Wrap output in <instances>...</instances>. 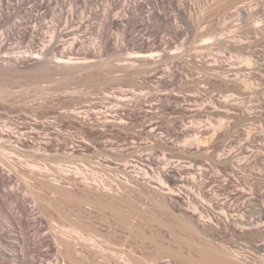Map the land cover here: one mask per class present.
<instances>
[{
  "label": "rangeland",
  "instance_id": "1",
  "mask_svg": "<svg viewBox=\"0 0 264 264\" xmlns=\"http://www.w3.org/2000/svg\"><path fill=\"white\" fill-rule=\"evenodd\" d=\"M60 1V3L65 2V5H68L64 10L66 11L64 12L66 13L65 15L68 16L67 12H70V10L73 11L74 9V21L65 26V18V21L62 20V24H57V21L54 20L55 18L53 19L52 16L42 17V29L40 28L37 38H32L30 33L35 24L31 25V23L28 22V20H30V17H28L30 12L26 13L28 12L26 8L28 5L23 6V10L25 9V12H23V10L22 12L16 10V13L15 11H11L12 13L9 12L8 5H4L2 7L4 15L6 14L8 16H4L3 13L0 15L4 16L2 17L3 21H0V45H3L4 43V48H1L0 50V65L8 64L9 59H18L19 57L21 60L17 67L19 69L14 67H10L8 70L7 68L0 69L1 72L5 73L4 76V74L2 75L0 72V85L2 87L4 86L3 88L0 86V95L2 94L0 96L1 123H3L2 120L7 121L9 123L8 126H12L11 128L14 129V131L15 129L16 131H30L32 129H36L37 131L38 129V133H40L33 135L31 140H23L20 143L22 146L19 144L21 148L23 147L21 149V152L23 153L19 152V150V153L14 152V158L13 156L11 157L13 161H10L9 158L10 163H15V166H12H14L17 170L13 167L14 170L11 171L12 175L10 177V179H12L10 180L7 178V180H9H6V183L0 186V195L2 194L1 196H4L5 194L10 193V189L16 188L15 190H17V187H20L18 190L23 192V189L26 190V187L29 188L31 185L34 187L36 192H40L39 190H42L45 194L48 192L50 193V191L53 193L52 190H55L57 185L60 184L62 187L69 189V191H73L74 193H72L74 195L79 191L80 193H77L78 197L80 194V197H86L87 201L90 198L89 200L93 201L94 204H91V201H88L90 203L89 204L87 202L89 207H97L98 204L96 200L100 204L99 206L103 203L102 206H104L101 208L99 206V208L90 207V209L89 207H86L89 209V211H87L89 213L92 212L95 217L98 213L97 216L101 215L103 219L107 215V217L111 215L109 219H112L117 216L113 213L115 212V208L117 206H114V209H109V207L105 205L110 204L109 206L111 208L113 207V204L111 203L114 201L116 202L115 205L121 206V204H117V202L120 201L121 203L123 201L122 203H124L127 199V192L126 195L124 193L127 187L125 185L128 184V186H131L130 182H132L135 177H138L137 180L135 178V180L138 181L140 177L139 174L141 172L148 170L149 168L151 169L154 166L156 167H154L155 171L153 169V171L151 170L154 175L159 174L165 169L169 171L179 170L178 172L180 174L182 173L181 175L183 176L192 175L198 179L196 180L198 185L196 183L192 191L194 190L199 197L203 196L204 203L209 204V206H206L199 202L200 204L197 203L196 205L199 206L200 211L202 212L201 215L205 216V223H207V226L209 225V228H205L207 231L203 228L204 226L202 229L207 237L215 243L214 245L222 248L223 251L232 259H235L242 264H264V220L260 227H250L251 229L249 227L246 228V225L245 227H242L241 224L243 221L241 220H239L240 222L237 221L238 223H235V217L237 215L241 216L242 213L248 222L255 220L259 215V208H264V65L255 64L246 71L242 72L239 70L243 65L241 63L243 62H240L242 59L239 58L240 45L236 43L238 38L240 40L242 38L247 42L246 55L249 58H254L255 53H264V0H244L242 4H239H246V6L252 10L250 15L251 23L242 31L240 29V31L238 30V27H240V25L243 26V24H239L240 21L237 20V13H235L236 8L233 7L235 4L231 1H225L224 3V0H189L192 3H195L196 8L195 13L193 14H199L201 12L199 10H202L204 6L208 5L209 12L206 11L205 14L207 15L204 14V17L201 19L202 21H200V23L197 21V24L194 19H192L189 23L181 19L172 6L171 0H162L163 8L167 12L166 14L171 18L173 26L175 27L178 25L179 27H176V31L172 32L168 29H161L151 22L152 25L150 26L152 27H150V32L145 31L144 29L134 28V35H139L138 37H142L147 40L155 38V34H158L159 39L163 43V47L160 50L153 52V56L155 57L151 60V62H154L153 65L142 70V72L136 69H127L130 63L132 64L134 62L133 60H135L140 54L137 52L138 46L136 41H123L122 39L123 29L125 28L123 25L127 26V22L124 21L132 18L130 14L129 16L128 13H125L124 8L132 6L131 2L133 0H114L115 2H113V0H87L88 5L81 3L78 5L79 7L72 4L73 0ZM116 1L118 3H116ZM126 2H129L130 5ZM11 3L14 4L15 1H11ZM225 5L227 6L225 7ZM148 6L149 5L145 3V7L148 8ZM92 10L94 14L90 15L89 13H91ZM43 11L45 12V10H42L41 13ZM19 12L25 14L23 15ZM228 13H231L232 17L230 16V19L226 18L228 17ZM107 14H109V17L111 18H119V20L122 21L121 26L116 27L111 25L106 27L107 21H104L106 18L104 15ZM119 14L120 16H118ZM124 14H127V17ZM25 15H27V17H24ZM142 15L143 16H141V18H147V14L143 13ZM82 16L86 17L83 18ZM81 17L85 20L84 23L87 21V24L85 23L83 29L75 32L77 35L75 33L73 35L75 36L74 38H79L80 46L78 49H84L83 51L86 49L92 50L91 57L95 62L97 61L95 64L107 65L105 67L107 68L106 70L109 71L106 73L105 70L96 71L94 68L95 70L93 69V72L90 68L91 72L89 71L90 69H88L87 71H84L85 73L82 71L83 74H80L82 72H79L81 76L78 73H75L73 74L75 77L72 75L67 76L66 78L64 77L65 75H62V72L55 71L54 66H58L56 64L62 57L61 55L64 48L72 43L71 41L73 36H64V34L68 33L71 29V32L73 29H77L80 22H83V20L81 21ZM53 22L56 23L55 26L53 25ZM28 26H30V30H28ZM56 26L58 29L55 28ZM177 28H179V30H177ZM224 28H231L230 30L234 31L232 32L233 37L231 32L223 31ZM211 29L213 31L216 29V33H219L217 35H212ZM25 31L29 32V38H27L28 36L26 35V38L24 37ZM54 31L56 32V36ZM104 32L108 33L107 35L112 36L115 40H119L120 43L122 42V48L115 51V48L113 49L112 46H109V48L103 47ZM57 33H59V35ZM228 35L230 36L229 38ZM52 38L53 40H51ZM223 42H226V45ZM77 51L73 55H67V58L65 57L64 59L71 61L72 63L84 62L85 60L83 61L82 58L83 55H81L79 51L77 53ZM69 58L73 60H69ZM38 61L41 63L43 62L42 65L46 64L43 66V68L46 69L45 71L42 67H38ZM45 61H48V63ZM50 66L52 67L50 72H48ZM47 67H49V69ZM154 67L159 68L161 73L159 72L155 75L152 71V69H155ZM218 67L225 68L224 70L227 77L225 80L218 79V71L215 70ZM2 69L7 70L8 72H4ZM52 69L55 71V75L51 72ZM174 69H177L178 71L180 70V76L174 80L170 86H160L158 81L161 77L167 78V73ZM46 71L47 73H51L50 76L52 74L54 76L52 75L51 78ZM9 72H11V74ZM42 72L45 76L47 74V77L44 78V76H41L43 75ZM1 76H4V78ZM48 76L50 79H48ZM2 82H4V84ZM64 90L66 91L65 93ZM44 91H46V93ZM111 97L115 98L113 99ZM14 98H17L19 101L17 99L14 101ZM11 99L13 100L12 102ZM168 102L169 105L167 104ZM63 115H65V117ZM105 120L108 121V124L104 122ZM155 124L157 127H155ZM150 127H152V129H156L150 133ZM174 131L179 133L176 135ZM15 140L16 139L12 137L11 141L13 142ZM4 144L8 146V143L4 142ZM17 153L19 156H16L15 158V155H18ZM229 154L231 159H221V156L226 157ZM149 158H153V160L158 164L149 167L144 161ZM10 163L8 164L10 165ZM159 163H161L160 166ZM33 166L37 168L41 166V170H44L46 173L48 169L50 172L46 175L43 171V175L47 176L46 178L50 177L49 180L52 183L57 182L52 185L55 188H42L38 185V181H36V179H31L37 177V175L35 176L33 171H31ZM157 166H159V168ZM137 172L138 174H136ZM191 172L194 173L192 174ZM233 174H235V176H233ZM24 179L26 181H24ZM127 179L131 181L128 182L129 180ZM126 180L127 184H124ZM69 181L75 184L72 185ZM75 181L78 182L76 183ZM30 182L33 183L31 184ZM34 182L37 183L36 185H38V187L40 186L41 189L37 188ZM86 182L90 184L89 187ZM116 182H122L123 184H120L122 188L118 186ZM135 182L133 181L134 184ZM25 183L29 184L25 186ZM95 184H99L100 186ZM115 185L117 186L115 187ZM80 187L82 189H80ZM102 187L104 188L101 191L99 188ZM105 188H107V190H105ZM110 188L111 192L109 190ZM116 189H119V191ZM90 190H92V193ZM96 191L100 193L102 192L101 195L104 197H101L100 193ZM21 192L20 194H23ZM105 192H108V195L105 194ZM49 193L47 194L48 197L51 194ZM86 193L88 195H86ZM110 193L114 195L109 196ZM55 194L56 195L51 194V197L53 198L51 199L54 201L57 199L58 201L56 200L55 202H51L54 206L56 204L58 207L63 206L64 203L59 200L62 198L60 195L57 196L58 193ZM93 195H95L96 198ZM111 196H113V199H117V201H115V199H110ZM15 197L17 198V196ZM20 197L22 196L20 195ZM20 197H18V199H20ZM119 198L121 200L123 198V200L121 201ZM255 198L257 201H254ZM110 200L111 202H108ZM146 201L147 200L144 199L141 202L143 204ZM147 202L143 205V207L149 208L150 205H153L151 204L152 202ZM187 203L186 205L184 203V206H187ZM123 205L124 204H122V206ZM219 205L221 208H226L227 215H234V217H232L233 215L229 216L230 218L228 217L229 220L231 219L233 221L226 220V216L223 212H220L221 209H218L220 208ZM14 207V204L10 202L7 209L12 213L11 209ZM58 207H55V210H59L61 212L63 209L65 210L68 208V206L65 208L60 207V209ZM105 207H107V211L109 209L108 212H106L105 209H102ZM118 207L116 209L121 208ZM151 207L155 208V206ZM93 209H101L103 212L100 211V213L102 212L100 214L98 210H94V213V211H92ZM156 209L157 208L152 210L158 214L159 209H157V211ZM53 210L49 209L48 211L51 213L48 214V217L51 219L48 217H45L46 220L44 218L38 220L36 219V222L39 221L40 224L42 223L41 229L34 228V225H37V223L33 221L31 222V226H29V228L27 227L26 229L22 227V229H20L19 227H16L14 223L12 224L11 221L5 220V217L1 215L3 211H0V264H20L18 261H14V257V260L10 257L12 253H22V250L26 247L23 243V233L29 234L28 237L31 238L30 243L33 245H30V250L26 248L24 250L26 256L25 263L30 264L32 261H36L39 264H46L49 260L58 259L62 264H69V259L65 257L61 258L60 255H63L60 254V252L57 254L60 248L57 250L58 245L57 243L55 245L54 242L56 241L52 235H54V237L56 236L55 234L57 233L56 230H58V226H67L65 228L67 230L68 227L71 229L70 225L73 224L69 220L68 222L66 218L62 219L63 216L59 212ZM228 210L230 213L227 212ZM244 211L247 212L245 213ZM109 212L114 214V217ZM92 213H90L89 217L93 220L94 216L91 215ZM59 214L61 215L60 217ZM158 215H160V212ZM201 215L198 216L200 217ZM99 216L96 217V219L99 218ZM101 216L98 221L102 219ZM25 218L31 219L32 216L30 218V215L27 214L25 215ZM103 219L100 221L101 223H103ZM111 219L109 220L110 222L115 220ZM92 220L91 222L94 221V224L98 225L99 222H96L95 219L93 221ZM107 222H105V226H107L106 228L104 226L105 223L103 225L99 223L102 227L104 226L103 229L100 228L101 226L94 227L93 229L97 228V230H100L97 232L94 230L93 236L95 234L94 232H102L100 235L97 234V236L99 235L98 237L101 235L105 236H101L102 238H99L100 241H102L103 238V240L108 237V239H110L114 235L113 233L116 234L114 240L116 236L118 237L116 238L117 240L120 238L122 239L125 236L123 235L121 237L120 235L123 233L118 234L120 230L117 231L114 227L111 228L113 225L110 227V224L112 223L116 227L115 224L117 221L115 223L109 222V225H107ZM40 224L38 226H40ZM82 226L80 225V227ZM155 226L156 225H154V232H158L160 230L162 231L159 232V235L157 233H155V235L154 233H149L151 231L148 232V230L147 233H149L150 236L153 234V237L157 234L156 239L158 237H163L162 239H164L163 233L167 230L156 226L157 230ZM80 227H78L79 230H75L74 227H72L74 231L70 230L71 234L76 232V234H72L73 237L76 238V236L80 237L82 235V233L79 234L80 232H77L80 231ZM110 228L113 229V231H116L113 232L111 230V232L109 231ZM86 230H88L87 227ZM149 230H153V225ZM21 231L24 232L22 233ZM53 231L56 233H53ZM83 231L85 232V229ZM91 233L89 235H92ZM71 234L70 238L74 239L71 237ZM83 235H87L86 232L83 233ZM182 235L184 236L183 233ZM188 235L189 234H185L184 236L187 238V241L188 239L191 240V236L189 235L188 238ZM97 236L96 238H98ZM195 237L194 239L196 242H199V246L200 244H203V240L206 242L205 239L202 240V238H200L202 236ZM47 238L49 239V242H41V239L47 240ZM78 241H80V239L75 240L76 243H81V241ZM158 241H160V238ZM164 242L168 243L169 240L165 241L164 239ZM187 244H189V241ZM150 245L151 247L149 245H146V247L143 246L144 252H142L146 255V257H149V259L153 258L154 262H162L169 256L167 253L161 254L159 251H156L157 248L154 247V245ZM204 245H201V247L203 248ZM135 246L138 248H135L134 252H138L135 254L141 255L143 247H138L137 244H135ZM186 248L188 247L185 246L184 249L181 250L186 254L189 250L187 256L191 253L194 254V252H191L190 249L186 250ZM146 251L148 253H146ZM65 261L67 263H65ZM74 263L73 261L72 263L70 262V264Z\"/></svg>",
  "mask_w": 264,
  "mask_h": 264
},
{
  "label": "bare ground",
  "instance_id": "2",
  "mask_svg": "<svg viewBox=\"0 0 264 264\" xmlns=\"http://www.w3.org/2000/svg\"><path fill=\"white\" fill-rule=\"evenodd\" d=\"M11 1L12 2H14L15 1V3L14 4H12L11 3ZM99 1V0H98ZM112 1V0H111ZM144 1H146V2H144ZM164 1V0H163ZM163 1L162 0H133L132 2H131V4H132V6H130L129 8L128 7H125L124 8V6L126 5H124L123 6V8H124V11H125V13H128V15L130 14L131 16H132V18H130V20H127V21H124V22H127V26H124L123 25V27H125L124 29H123V41H126V40H134V41H136V44H137V46H138V53L140 54L139 56H137L136 57V59L135 60H133L134 62L131 64L130 63V65L127 67V69L129 70H132V69H136V70H139V71H141L142 72V70H144V69H147V68H149V67H151V65H153V63L154 62H151V60L153 59V52H155V51H158V50H160L162 47H163V43H162V41L159 39V36H158V34H155V38H152V39H144V38H142V37H138L137 35H134L133 34V30H134V28H136V29H144L145 31H148V32H150V27H152V26H150V25H152V23L151 22H153L154 23V25H157L159 28H161V29H168V30H171L172 32H175L176 31V27H179L178 25H176L175 27L173 26V23H172V20H171V18L166 14L167 12L165 11V9L163 8ZM172 1V6L174 7V9H175V11L177 12V14H178V16H180V18L181 19H183V20H185L186 22H190V21H192V19H194L195 21H196V23H197V21L200 23V21H202L201 19L204 17V14L206 13V11H208L209 12V10H208V5L207 6H204L203 7V9L201 10H199V11H201L199 14L198 13H196V14H193V13H195V3H192V2H190L189 0H171ZM214 1H216V0H214ZM225 1H231L233 4H235V6H233L234 8H236L235 10H236V12L235 13H237L236 14V17H237V20L238 21H240L239 22V24L241 23V24H243V26L242 25H240V27H238V30L240 29L241 31L242 30H244V29H246V26L247 25H249L250 23H251V21H250V18H251V13H252V10H251V8H249L248 6H246V4H244V5H239V4H242L243 2H244V0H224V3H225ZM61 1L60 0H0V15H2V13H3V10H2V7L4 6V5H8V9H9V12H14L15 11V13H16V10H19V11H21L22 12V10H23V6H27L28 5V7H26L27 8V10H28V12H26V13H29L30 12V15L28 16V17H30V20H28V22L29 23H31V25L33 24H35V26H34V28L32 27V29H31V36H32V38H37V35H39V30H40V28L42 27L41 25V21H42V17H49V16H52V18L54 19V20H56L57 21V24L58 23H61L62 22V20H64V18L66 19V24H65V26L66 25H68V24H70V23H72L73 21H74V16H75V12H74V9H73V11L72 10H70V12H67V14H68V16L67 15H65L66 13H64V12H66V11H64L66 8H67V6L65 5V2L64 3H60ZM90 2V1H89ZM109 2V1H108ZM113 2H115L114 0H113ZM112 2V3H113ZM222 2V1H221ZM81 3H83V4H87L88 5V3H87V0H73L72 1V4L75 6H78V5H80ZM116 3H118L117 1H116ZM120 3V2H119ZM127 3V2H126ZM129 3V2H128ZM127 3V4H128ZM145 3L147 4V5H149L148 6V8L147 7H145ZM164 3H166V2H164ZM228 3V2H227ZM108 4V3H107ZM212 4V3H211ZM221 4V3H220ZM223 4V3H222ZM229 4H230V2H229ZM70 5V4H69ZM119 5V4H118ZM117 5V6H118ZM129 5H130V3H129ZM165 5V4H164ZM86 6V5H85ZM109 6H111V5H109ZM128 6V5H127ZM214 6V5H213ZM227 5H225V7H226ZM79 7V6H78ZM211 7V6H210ZM215 7V6H214ZM221 7V6H220ZM230 7V6H229ZM233 7H232V9H233ZM6 8V7H5ZM70 8V7H69ZM72 8H73V6H72ZM75 8V7H74ZM106 8V7H105ZM112 8V7H111ZM212 8V7H211ZM77 9V8H76ZM147 9V10H146ZM214 9V8H213ZM212 9V10H213ZM227 9V8H226ZM25 10V9H24ZM23 10V12H25ZM26 10V11H27ZM42 10H45V12L42 14L41 13V11ZM197 10H198V8H197ZM211 10V11H212ZM228 10V9H227ZM4 11H5V9H4ZM91 11V10H90ZM123 11V10H122ZM123 11V12H124ZM224 11V10H223ZM231 11V10H230ZM234 11V10H233ZM232 11V12H233ZM11 12V13H12ZM21 12H19V13H21ZM197 12V11H196ZM207 12V13H208ZM6 13V12H5ZM7 13H8V11H7ZM18 13V12H17ZM79 13V12H78ZM96 13V12H95ZM111 13H112V11H111ZM143 13H145V14H147V20L146 19H144V18H141V16H143L142 14ZM21 14H23V13H21ZM25 14V13H24ZM23 14V15H24ZM90 15H93L94 14V12H93V10H92V12L91 13H89ZM198 14V15H197ZM3 15H4V13H3ZM125 15V14H124ZM127 15V14H126ZM125 15V16H126ZM129 15V16H130ZM205 15H207V14H205ZM226 15V14H225ZM234 15V14H233ZM4 16H8V15H4ZM4 16H0V21H3L2 20V17H4ZM10 16V15H9ZM18 16V15H17ZM22 16V15H21ZM66 16V17H65ZM104 16H106V18H105V20L104 21H107L106 23H107V25H106V27L107 26H111V25H114V26H116V27H119V26H121V24H122V21L121 20H119V18L118 19H116V17L115 18H111V17H109V14H107V15H104ZM118 16H120V14L118 15ZM227 16L228 17H226V18H229L230 16H231V13H228L227 14ZM235 16V15H234ZM233 16V17H234ZM24 17H27V15H25ZM83 18H85L84 16H82ZM82 17H81V21L83 20L82 19ZM90 17V16H89ZM127 17V16H126ZM144 17H145V15H144ZM232 17V16H231ZM230 17V18H231ZM225 18V19H226ZM229 18V19H230ZM5 19V18H4ZM28 19V18H27ZM26 19V20H27ZM89 19V18H88ZM121 19H122V17H121ZM125 19V18H124ZM127 19V18H126ZM228 19V20H229ZM14 20V19H13ZM44 20V19H43ZM87 20V19H86ZM103 20V19H102ZM123 20V19H122ZM233 20V19H232ZM9 21V20H8ZM84 21L85 20H83V22H80V24H79V26H78V28L77 29H73V34H72V32H71V30L68 32V33H66V34H64V36H73L74 35V33L75 32H77L78 30H81V29H83L84 28V26H85V23L87 22H85L84 23ZM121 21V22H120ZM18 22V21H17ZM90 22V21H89ZM230 22V21H229ZM253 22V21H252ZM43 23V22H42ZM54 23V22H53ZM64 23V22H63ZM105 23V24H106ZM227 23V22H226ZM62 24V23H61ZM87 24V23H86ZM125 24V23H124ZM198 24V23H197ZM203 24V23H202ZM201 24V25H202ZM22 25V24H21ZM54 26L56 25V23H54L53 24ZM200 25V24H199ZM1 26V25H0ZM43 26H44V24H43ZM156 26V27H157ZM228 26V25H227ZM229 26H231V25H229ZM239 26V25H238ZM39 27V28H38ZM59 27V26H58ZM69 27V26H68ZM181 27V26H180ZM192 27H194V26H192ZM232 27V26H231ZM9 28V27H8ZM12 28V27H11ZM16 28V27H15ZM27 28V27H26ZM30 28V26H28V30H30L29 29ZM56 29H58L57 28V26L55 27ZM64 28V27H63ZM75 28V27H74ZM233 28V27H232ZM19 29V28H18ZM42 29V28H41ZM55 29V30H56ZM66 29V28H65ZM132 29V30H131ZM231 28H224V30L223 31H229V32H231V35L233 34L232 32H234V31H232V30H230ZM256 29V28H255ZM13 30V29H12ZM20 30V29H19ZM21 30H22V27H21ZM27 30V29H26ZM177 30H179V28H177ZM212 30V29H211ZM221 30V31H222ZM239 30V31H240ZM15 31V30H14ZM66 31V30H65ZM84 31V30H83ZM213 31V30H212ZM211 31V33H212V35L213 34H215V35H217L218 33H216V29H215V31H213L212 32ZM222 31V32H223ZM21 32V31H20ZM55 32V31H54ZM62 32V31H61ZM80 32V31H79ZM221 32V33H222ZM9 33V32H8ZM13 33V32H12ZM11 33V34H12ZM22 33H23V30H22ZM25 34H24V37H25V35L26 36H28L27 38H29V32L28 31H25L24 32ZM5 34H6V32H5ZM58 35H59V33H57ZM62 34H63V32H62ZM76 34V33H75ZM108 33H106V32H104L103 33V37H104V42H103V47H108L109 48V46L111 47L112 46V48L114 49L115 48V51L117 50L118 51V49H120V48H122V44L119 42V40H115L114 38H112V36H109V35H107ZM149 34V33H148ZM2 35V34H1ZM23 35V34H22ZM77 35V34H76ZM102 35V34H101ZM4 36V35H3ZM30 36V37H31ZM55 36H56V32H55ZM62 36V35H61ZM82 36V35H81ZM235 36V35H234ZM10 37V36H9ZM53 37V36H52ZM75 36H73V38H72V43L68 46L67 45V47L66 48H64V50H63V52H62V57L60 58V60H58V62H57V64H56V62H55V64L56 65H58L57 67L56 66H54L55 67V71H58V72H62L63 74V76L64 77H66L67 78V76H72L73 74H79V72H84V71H87L88 69H92V71L94 72V70L96 69V71L97 70H100V71H106V73H107V71H109V70H106L107 68L105 67V66H107V65H98V64H95L96 62L92 59V57H91V54H92V50H90V49H86L85 51H83L82 49L80 50V49H78V47L80 46V41H79V38H74ZM230 36L228 35V38H229ZM232 37H233V35H232ZM236 37V36H235ZM2 38V37H1ZM26 38V37H25ZM71 38V37H70ZM243 38H245V37H243ZM64 39V38H63ZM81 39V38H80ZM7 40V39H6ZM35 40V39H34ZM51 40H53V38L51 39ZM60 40V39H59ZM56 42V41H55ZM86 42V41H85ZM36 43V42H35ZM224 44L226 43V42H223ZM236 43H238L239 45H240V49H239V58L240 59H242L240 62H243V63H241V64H243L242 66H241V68L239 69V70H241L242 72L243 71H246V70H248L249 68H251L252 66H254L255 64H260V65H264V53H259V54H254V58H249L247 55H246V44H247V42L244 40V39H242L241 38V40L238 38V41H236ZM29 44V43H28ZM59 44V43H58ZM3 45H4V43H3ZM3 45H0V50H1V48H4V46ZM226 45V44H225ZM34 46V45H33ZM86 46V45H85ZM84 46V47H85ZM203 47V46H202ZM33 48V47H32ZM54 48V47H53ZM204 48V47H203ZM206 48V47H205ZM77 49H78V51H79V53H81V55H83L82 56V58H83V61L84 62H79V63H72L71 61H68V60H65L64 58L67 56V55H73V54H75L76 53V51H77ZM100 49V48H99ZM112 49V50H113ZM207 49V48H206ZM206 49H204V50H206ZM47 50V49H46ZM97 50V49H96ZM104 50V49H103ZM78 51H77V53H78ZM106 51V50H105ZM114 51V50H113ZM6 53V52H5ZM98 53V52H97ZM202 53H203V51H202ZM48 54V53H47ZM56 55V54H55ZM54 55V56H55ZM17 57V56H16ZM28 57V56H27ZM36 57V56H35ZM57 57V56H56ZM95 57V56H94ZM6 58V57H5ZM39 58V57H38ZM53 58V57H52ZM67 58V57H66ZM155 58V57H154ZM57 59V58H56ZM71 58H69V60H70ZM77 59V58H76ZM81 59V58H80ZM205 59V58H204ZM20 60L21 59H19V57H18V59H9V63L8 64H1L0 65V69L1 68H7V70H8V68H10V67H14V68H17L18 67V64H19V62H20ZM25 60V59H24ZM46 60V59H45ZM71 60H73V59H71ZM88 60V61H87ZM126 60V59H125ZM178 60V59H177ZM23 61V60H22ZM204 61V60H203ZM11 62H13V63H11ZM27 62V61H26ZM45 62H47L48 63V61H45ZM44 62V63H45ZM129 62V61H128ZM1 63V62H0ZM3 63V62H2ZM22 63V62H21ZM23 63H24V61H23ZM33 63V62H32ZM31 63V64H32ZM124 63V62H123ZM122 63V64H123ZM126 63V62H125ZM43 64V62L41 63L40 61H38V67H42L43 68V66L44 65H46V64H44V65H42ZM105 64V63H104ZM127 64H129V63H127ZM125 65V64H124ZM123 65V66H124ZM35 66H36V63H35ZM35 66H34V68H35ZM49 66V65H48ZM125 66H127V65H125ZM26 67V66H25ZM30 67V66H29ZM28 67V68H29ZM51 67L52 66H50V69H49V67H47L48 69V72H50V70H51ZM53 67V68H54ZM178 67V66H177ZM21 68V67H20ZM33 68V67H32ZM33 68V69H34ZM95 68V69H94ZM109 68V67H108ZM122 68V67H121ZM124 68H126V67H124ZM155 68V67H154ZM239 68V67H238ZM17 69H19V68H17ZM22 69V68H21ZM39 69V68H38ZM37 69V70H38ZM91 69L89 70L90 72H91ZM94 69V70H93ZM126 69V70H127ZM151 69V68H150ZM182 69V68H181ZM225 68L224 67H218V68H216L215 70L216 71H218V75H217V77H218V79H221V80H225L227 77H226V73H225V70H224ZM4 70V72L5 71H7V70H5V69H2V71ZM13 71H15L14 69H12ZM11 70V71H12ZM43 70L45 71L46 69H44L43 68ZM183 70V69H182ZM10 71V70H9ZM43 71V72H44ZM53 69H52V73H54L55 72ZM88 71V72H89ZM152 71H153V73H155V75H157L160 71H159V68H155L154 70L152 69ZM151 71V72H152ZM180 71V70H179ZM177 69H174V70H170L167 74H168V76L166 75V77L167 78H165V77H161V79L158 81V83L160 84V86H163V87H168V86H170L172 83H173V81L174 80H176L179 76H180V72H179ZM238 71V70H237ZM1 72V71H0ZM8 72V71H7ZM38 72V71H37ZM43 72H42V74H43ZM83 72L82 73H80V74H83ZM99 72V71H98ZM10 74H11V72H9ZM8 73V74H9ZM13 73V72H12ZM21 73V72H20ZM46 73H47V71H46ZM85 73V72H84ZM104 73V72H103ZM161 73V72H160ZM166 73V72H165ZM1 74L3 75L4 74V76H5V73H3V72H1ZM19 74V73H18ZM18 74H17V76H18ZM32 74V73H31ZM47 74H49V76H50V74L51 73H47ZM47 74H46V76H45V74H43V75H41V76H44V78L45 77H47ZM59 74V73H58ZM79 74V75H80ZM164 74V73H163ZM243 74V73H242ZM24 75V74H23ZM53 75V74H52ZM52 75L50 76L51 78H52ZM54 75H55V73H54ZM53 75V76H54ZM57 75V74H56ZM60 75H61V73H60ZM62 75H61V77H62ZM86 75V74H85ZM88 75V74H87ZM244 75V74H243ZM4 76H1L2 78H4ZM10 76V75H9ZM8 76V77H9ZM13 76V75H12ZM22 76V75H21ZM40 76V77H41ZM49 76H48V79H50L49 78ZM58 76V75H57ZM81 76V75H80ZM89 76V75H88ZM87 76V77H88ZM103 76V75H102ZM164 76V75H163ZM14 77V76H13ZM63 77V78H64ZM73 77H75L74 75H73ZM239 77V76H238ZM15 78V77H14ZM18 78V77H17ZM32 78V77H31ZM38 78V77H37ZM41 78H43V77H41ZM55 78V77H54ZM70 78V77H69ZM159 78V77H158ZM240 78H242V77H240ZM5 79H6V77H5ZM9 79H11V78H9ZM13 79V78H12ZM16 79V78H15ZM61 79V78H60ZM90 79H91V76H90ZM89 79V80H90ZM46 80V79H45ZM67 80V79H66ZM93 80V79H92ZM0 81H1V78H0ZM2 81H4V80H2ZM7 81V80H6ZM5 81V82H6ZM12 81V80H11ZM41 81V80H40ZM62 81V80H61ZM64 81V80H63ZM91 81V80H90ZM65 82V81H64ZM3 84H4V82H2ZM60 83V82H59ZM0 84H1V82H0ZM66 84V83H65ZM62 85H63V83H62ZM1 86V85H0ZM64 86H66V85H64ZM64 86H62V87H64ZM2 87V86H1ZM4 87V86H3ZM2 87V88H3ZM59 87H61V86H59ZM67 87V86H66ZM65 87V88H66ZM11 91V90H10ZM45 93H46V91H44ZM66 91L64 90V93H65ZM6 93H7V90H6ZM9 93V92H8ZM48 93V92H47ZM10 94V93H9ZM8 94V95H9ZM12 94V93H11ZM55 94V93H54ZM2 95V94H1ZM0 95V96H1ZM15 95V94H14ZM13 95V96H14ZM44 95V94H43ZM49 95V94H48ZM57 95V94H56ZM28 96V95H27ZM30 96V95H29ZM34 96V95H33ZM32 96V97H33ZM40 96V95H39ZM45 96V95H44ZM55 96V95H54ZM3 97V96H2ZM18 97V96H17ZM21 97V96H20ZM47 97V96H46ZM45 97V98H46ZM12 98V97H11ZM29 98V97H28ZM27 98V99H28ZM31 98V97H30ZM37 98V97H36ZM35 98V99H36ZM111 98H115V97H111ZM1 99V98H0ZM3 99V98H2ZM15 99H17V98H14V101H15ZM26 99V98H25ZM24 99V100H25ZM44 99V98H43ZM161 99V98H160ZM5 100V99H4ZM18 100V99H17ZM20 100H22V99H20ZM47 100V99H46ZM153 100V99H152ZM13 100L11 99V102H12ZM19 101V100H18ZM140 101V100H139ZM164 101V100H163ZM9 102V101H8ZM32 102V101H31ZM35 102V101H34ZM150 102V101H149ZM152 102V101H151ZM148 103V102H147ZM24 104V103H23ZM29 104V103H28ZM43 104V103H42ZM150 104V103H149ZM155 104V103H154ZM157 104V103H156ZM159 104V103H158ZM164 104V103H163ZM166 104V103H165ZM168 105H169V102L167 103ZM1 105V104H0ZM45 105V104H44ZM20 106H21V103H20ZM24 106H26V105H24ZM56 106V105H55ZM19 107V106H18ZM35 107V106H34ZM44 107V106H43ZM154 107V106H153ZM169 107V106H168ZM12 108V107H11ZM21 108V107H20ZM162 108H163V105H162ZM167 108V107H166ZM62 109V108H61ZM18 110V109H17ZM63 110V109H62ZM151 110V109H150ZM12 112V111H11ZM14 113V112H13ZM66 113V112H65ZM70 113V112H69ZM73 113V112H72ZM15 114V113H14ZM65 115H67V114H65ZM65 115H63L64 117H65ZM16 116V115H15ZM60 116V115H59ZM58 116V117H59ZM68 116H69V114H68ZM68 116H66V117H68ZM20 117V116H19ZM47 117V116H46ZM63 117V118H64ZM78 117V116H77ZM57 118V117H56ZM60 118V117H59ZM69 118H70V116H69ZM11 119H14V118H11ZM16 119V118H15ZM48 119V118H47ZM9 121V120H8ZM82 121V120H81ZM2 122L3 123H1V118H0V186L1 185H4L5 183H6V180H7V178H9L10 179V177H11V175H12V172L11 171H13L14 169H16L14 166V164L11 162L10 163V161H13L12 160V156H13V158H14V154L16 153V152H18L19 150V152H21V149L23 148H21V146H22V144H20L23 140H31V138H33V135H37V134H39L38 133V129H37V131H36V129L34 130V129H32V130H30V131H22V130H18V131H16V129H15V131H14V129H12L11 127H9L8 126V122L7 121H4V120H2ZM38 122V121H37ZM52 122V121H51ZM104 122H106V124H108L107 122V120H105ZM104 122H102V123H104ZM49 123V122H48ZM81 123V122H80ZM111 123V122H110ZM105 123H104V125H106ZM35 125V124H34ZM156 125V124H155ZM153 126V125H152ZM155 127H157V125L155 126ZM13 128H15V127H13ZM21 128V127H20ZM33 128V127H32ZM57 128V127H56ZM150 129H151V131H150ZM150 129H149V131H150V133L152 132V131H154L156 128H153L152 129V127H150ZM29 130V129H28ZM57 132V131H56ZM43 133V132H42ZM154 133V132H153ZM174 133L177 135L179 132H177V131H174ZM42 135V134H41ZM47 135H48V133H47ZM46 135V136H47ZM40 136V135H39ZM45 136V137H46ZM12 137L13 138H15L16 140L15 141H11V139H12ZM254 139V138H253ZM14 140V139H13ZM34 140V139H33ZM254 141V140H253ZM4 142H6V143H8V146H6V144H4ZM26 142V141H25ZM14 143V144H13ZM24 143V142H23ZM19 144L21 145V146H19ZM35 147V146H34ZM9 150H11V151H13V152H11V151H9ZM15 152V153H14ZM18 152V153H19ZM17 153V154H18ZM21 153H23V152H21ZM16 156H19V154L18 155H15V158H16ZM9 158H10V161H9ZM234 158V157H233ZM221 159H231V156H230V154L229 155H227L226 157H223V156H221ZM15 161V160H14ZM19 161V160H18ZM145 161V163L149 166V167H151V166H154L155 164L157 165L158 163L156 162V161H154L153 160V158L152 159H145L144 160ZM159 161V160H158ZM17 162V161H16ZM8 163H10V165L8 164ZM19 163V162H18ZM160 164L161 163H159V166H160ZM12 165H14V166H12ZM18 165V164H17ZM32 165V164H31ZM35 165V164H34ZM27 166V165H26ZM25 166V167H26ZM57 166V165H56ZM147 166V167H148ZM159 166H157L158 168H159ZM10 168V169H8V168ZM13 167H14V169H13ZM29 167V166H28ZM27 167V168H28ZM41 166H39L38 168L37 167H35V166H33L32 167V170L31 171H33V173L35 174V176L37 175V177L36 178H31V179H36V181H38L37 183H38V185H40L42 188H44L45 187V189H48V188H52V187H54V186H52L53 184H55V183H57V182H51L50 180H49V178H46L47 176H44L43 174H44V172L41 170V168H40ZM155 167V166H154ZM154 167L153 168H149L148 170H144L143 172H141L140 174H139V179H138V181H136L137 180V178L138 177H135L136 178V180H135V178H134V182H135V184L133 183V181L132 182H130L131 180H129V179H127V180H129L128 182H130L131 183V186H128V184H127V180H126V182H124V184L126 183L127 185H125V186H127L126 187V191L124 192L125 193V195H126V192H127V199L126 198H124L121 194H119V195H121L124 199H126L125 201H124V203H122L123 201V198H122V200L119 198V200H121L122 202L120 203V201L119 202H117V204H121V206H122V204H124L122 207L120 206V205H115V203L116 202H112L111 204H113V207H111L110 208V204L109 205H107L105 202V206H108L109 207V209H114L116 206L118 207V208H120V209H116L115 208V212H113L114 214H116L117 216H115L114 217V214H112L111 212H109V213H111L112 215H113V217L114 218H110L111 220H116L117 221V223L115 224L116 225V227L114 226V224L112 223V224H110V227L111 228H115L117 231L118 230H120L119 232H118V234H121V233H123V234H121L120 236L122 237L123 235H125L122 239L120 238V239H116V238H118L117 236H116V238H115V240H114V237H115V233H113L114 235L110 238L111 240H114V241H111L110 239H108V241H107V239L105 238V240H103L102 239V241H100V237L102 236V237H105V236H103V235H101L100 237H98L99 235H100V233H102V232H100V233H96L98 230H100V229H98L97 230V228L96 229H93L94 227H100V228H102L103 229V227L106 225V223L105 222H107V220L109 219V217H111V215L109 216V217H107L108 215V213L106 214L107 216L106 217H104V219L102 218V216H101V218L105 221H102L103 223H101L100 221L102 220H100V221H98L99 220V218H100V216H99V218H97L96 219V217H98L97 216V214H96V217H95V215H93V213L92 212H90V213H92L91 215L92 216H94V219H95V221L96 222H99L100 224H104V226L102 227V225H99V223H98V225L97 224H94V219L92 220L90 217H89V215H90V213L88 212L89 211V209H90V207H94V208H101V207H103L102 206V204H101V206H99L100 204L98 203V201L96 200V202H97V204H98V206H97V204H96V206L97 207H95V206H90L89 207V205H88V201H91V200H89L88 199V201H87V198L86 197H80V194H79V197H78V192L77 193H75V195L71 192V190L69 191V189H67L66 187H62L60 184H58V185H60V186H58L57 184V187L55 188V190H52L53 191V193L50 191V193L51 194H54V195H56L55 193H58L57 194V196L58 195H60V197L62 198V199H59L60 201H62L61 203L63 204V206H60V207H63V208H65V207H67L68 206V208L67 209H61L62 210V212L61 211H59V210H55V207H58L57 206V204L54 206V204L51 202V201H54V200H52L53 198L51 197V194L49 195V197L47 196V194L48 193H43L42 192V190H39L40 192H36L35 191V189H34V187H32V185H31V187H26V190H24L23 189V192H21V191H19L18 189H20V187L18 188L17 187V190H15L16 188H14V189H10V193H8V194H5L4 196H1L0 195V211L2 212V214L1 215H3L4 217H5V220H8V221H11L12 222V224L14 223L15 225H16V227H19L20 229H22V227L23 228H26L27 229V227L29 228V226H31V222L33 221V222H36V219L38 220V219H45V217H48V214L50 213V212H48L49 211V209H51V210H55V211H57V212H59L63 217H62V219H67V221L69 220L70 222H72V224L73 225H70L71 227V229H69V227H68V229L66 230L65 228L67 227V226H65V227H63V226H61L60 225V227H62V228H60L59 226V228L57 227V229L58 230H56L57 231V233L55 232V231H53V233L55 232L56 234V236L54 237V235H52L53 236V238L55 239V241L56 242H54L55 243V245H56V243H57V245H58V247H57V250H58V248H60L59 250H58V253L57 254H59V252H60V254H62L63 256H61L60 255V257L61 258H63V257H65V258H67V259H69L68 260V263L70 264V262L72 263V261H73V263L74 262H76V263H74V264H242L241 262H239V261H237V260H235V259H232L228 254H226L224 251H223V249L222 248H220V247H217V246H215L214 244V242L212 241V240H210L208 237H207V235L204 233V231H203V229H202V227L205 229L206 227H208L207 226V223H205L206 221L204 220V218H205V216H203V215H201V211H200V208H199V206L198 205H196L197 203H199V202H201L202 204H204V205H208L209 206V204H205L204 203V201H203V196H201V197H199V196H197V194L194 192V190L192 191V189H194V187H195V185H196V183H197V181L196 180H198V179H196V177L195 176H192V175H186V176H183V175H181L178 171L179 170H171V171H169V170H164V171H158V172H160L159 174H157V175H154V173L153 172H151V170L153 169L154 170ZM24 168V167H23ZM40 168V169H39ZM156 168V167H155ZM30 169H31V167H30ZM46 169V168H45ZM17 170V169H16ZM15 170V171H16ZM56 170V169H55ZM152 170V171H153ZM30 171V172H31ZM57 171V170H56ZM64 171V170H63ZM155 171V170H154ZM232 171H233V169H232ZM48 172H50V171H48V169H47V173ZM51 172H52V170H51ZM15 173V172H14ZM46 173V172H45ZM47 173H46V175H47ZM60 173V172H59ZM132 173H133V171H132ZM152 173V174H151ZM192 173V172H191ZM191 173H189V174H191ZM194 173V172H193ZM192 173V174H193ZM232 173H234V172H232ZM231 173V174H232ZM52 174H53V172H52ZM136 174H138V172L136 173ZM33 175V174H32ZM50 175V174H49ZM128 175H130V174H128ZM133 175H134V173H133ZM153 175V176H152ZM34 176V175H33ZM53 176V175H52ZM136 176V175H135ZM233 176H235V174H233ZM232 176V177H233ZM31 177V176H30ZM131 177H132V175H131ZM14 178V177H13ZM236 178V177H235ZM234 178V179H235ZM8 179V180H9ZM12 179V178H11ZM10 179V180H11ZM22 179V178H21ZM30 179V180H31ZM52 179V178H51ZM70 179V178H69ZM72 179V178H71ZM7 180V181H8ZM23 180V179H22ZM28 180V179H27ZM67 180H68V178H67ZM81 180V179H80ZM24 181H26L25 179H24ZM33 181V180H32ZM35 181V180H34ZM35 181V182H36ZM55 181V180H54ZM56 181H58V180H56ZM71 182H73L72 180H70ZM69 181V182H70ZM83 181V180H82ZM85 181V180H84ZM34 182V184L36 185L37 183H35ZM70 182V183H71ZM76 183L78 182V181H75ZM20 183H21V181H20ZM19 183V184H20ZM31 183V182H30ZM33 183V182H32ZM31 183V184H32ZM84 183V182H83ZM87 183V182H86ZM96 183V182H95ZM117 183V182H116ZM122 183V182H121ZM120 182L119 183H117L118 184V186H120L121 187V184ZM129 183V184H130ZM133 183V184H132ZM156 183H157V185H156ZM26 184V183H25ZM29 184V183H28ZM28 184H26L25 186H27ZM72 185H74L73 183H71ZM70 184V185H71ZM79 184H81V183H79ZM79 184H78V186H79ZM88 184V183H87ZM86 184V185H87ZM113 184V183H112ZM123 184V183H122ZM22 185V184H21ZM38 185H36L37 186V188H40V186L38 187ZM93 185H94V183H93ZM95 185H98V186H100L99 184H95ZM109 185V184H108ZM111 185V184H110ZM197 185H198V183H197ZM19 186V185H18ZM34 186V185H33ZM76 186V185H75ZM90 186V184H88V187ZM112 186V185H111ZM117 185H115V187H116ZM47 187V188H46ZM71 187V186H70ZM69 187V188H70ZM87 187V186H86ZM85 187V188H86ZM87 187V188H88ZM110 187V186H109ZM114 187V186H113ZM113 187H111V188H113ZM124 187V186H123ZM25 188V187H24ZM94 188H95V186H94ZM104 187H102V188H99L101 191H102V189H103ZM108 188V187H107ZM107 188H105V190H107ZM111 188L109 189L110 190V192H111ZM118 188V187H117ZM122 188V187H121ZM41 189V188H40ZM80 189H82L81 187H80ZM92 189V188H91ZM115 189V188H114ZM124 189V188H123ZM22 190V189H21ZM37 190V189H36ZM86 190V189H85ZM98 190V189H97ZM116 190H118L119 191V189H116ZM246 190V189H245ZM19 191V192H18ZM38 191V190H37ZM44 191V190H43ZM84 191V190H83ZM92 190H90V192H91ZM20 192L21 193H23V194H20ZM43 194H45V195H43ZM86 192V191H85ZM96 192H98V191H96ZM104 192V191H103ZM109 192V191H108ZM108 192H105V194H107ZM115 192V191H114ZM120 192H123V191H120ZM80 193V192H79ZM92 193V192H91ZM95 193V192H94ZM93 193V194H94ZM98 193H100V192H98ZM102 193V192H101ZM101 193H100V196L101 197H104V196H102L101 195ZM119 193V192H118ZM117 193V194H118ZM247 193V192H246ZM245 193V194H246ZM123 194V193H122ZM235 194V193H234ZM238 194V193H237ZM252 194V193H251ZM20 195L22 196V197H20ZM77 195V196H76ZM81 195H82V193H81ZM86 195H88L87 193H86ZM108 195V194H107ZM110 195H114V194H109V196ZM119 195H118V197H119ZM256 195V194H255ZM15 196H17V198L15 197ZM53 196V195H52ZM56 196V197H57ZM95 198H96V196L95 195H93ZM169 196V197H168ZM18 197H20V199H18ZM53 197H55V196H53ZM88 197H91V196H88ZM106 197V196H105ZM113 196H111V198L110 199H112V200H114L113 198H112ZM52 198V199H51ZM97 198H98V196H97ZM100 198V197H99ZM245 198V197H244ZM92 199V198H91ZM102 199V198H101ZM147 200V201H150V202H152L151 204H153V205H150V207L148 208H145V207H143V205L147 202H145V203H143L142 204V200ZM253 199V198H252ZM57 200V199H56ZM55 200V201H56ZM106 200V199H105ZM188 201V203H187V201ZM260 200H261V198H260ZM54 201V202H55ZM58 201V200H57ZM99 201H101V200H99ZM103 201V200H102ZM115 201H117V199H115ZM254 201H257V199L255 198L254 199ZM13 203L14 204V208H12L11 210H12V213L7 209L8 207H9V203ZM88 202V203H87ZM95 202V203H96ZM107 202V201H106ZM108 202H111V200L110 201H108ZM195 202V203H194ZM227 202V201H226ZM58 203V202H57ZM60 203V202H59ZM91 204H94L93 203V201H91L90 202ZM89 203V204H90ZM148 203V202H147ZM184 203H185V205H186V203H187V206H184ZM126 204V205H125ZM200 204V203H199ZM259 204H261V203H259ZM59 205V204H58ZM65 205V206H64ZM88 205V206H87ZM148 205V204H147ZM224 205V204H223ZM256 205V204H255ZM115 206V207H114ZM151 206H155V208H157V209H159V211H158V214H159V212H160V215H158V214H156V212L155 211H153L155 208H153V207H151ZM226 206V205H225ZM229 206H231V205H229ZM228 206V207H229ZM60 207H58L59 209H60ZM86 207H89V209H87ZM203 207V206H202ZM219 207H220V205H219ZM222 207H224V206H222ZM58 208H56V209H58ZM106 208L107 207H105V208H102V209H105L106 210ZM259 208V207H258ZM16 209V210H15ZM17 209H18V211H17ZM92 209V208H91ZM109 209H108V211H109ZM153 209V210H152ZM157 209H156V211H157ZM219 210H220V212H223V214L226 216V220L227 221H230L229 220V216H232L231 214L229 215H227V213H226V208L224 209V208H218ZM241 209V208H240ZM260 209V211H259V215H258V217L255 219V220H253V221H251V222H248L245 218H244V215H243V213H242V215L241 216H236L235 217V223L237 222V221H239V220H241V221H243V223L241 224V226L242 227H245V225H246V228L247 227H260L261 226V223L263 222V220H264V208H259ZM53 210V211H54ZM88 210V211H87ZM94 210H98L99 211V213H100V211H102L101 209H93L92 211H94ZM104 210V211H105ZM171 210H173V211H171ZM15 211H17V212H15ZM97 211V212H98ZM107 210H106V212H108ZM231 211V210H230ZM236 211V210H235ZM103 212V211H102ZM101 212V213H102ZM227 212H229V210L227 211ZM245 212V211H244ZM247 212V211H246ZM245 212V213H246ZM94 213H95V211H94ZM100 213V214H101ZM105 213V212H104ZM103 213V215L105 216V214ZM230 213V212H229ZM231 213H232V211H231ZM237 213H239V212H237ZM30 215V218H31V216H32V218L31 219H29V218H25V215ZM51 214V213H50ZM59 214V217L61 216ZM162 214V215H161ZM198 215H201L200 217L198 216ZM52 216V215H51ZM91 216V217H92ZM220 216V215H219ZM222 217H223V215H222ZM229 217V218H228ZM232 217H234V215L232 216ZM49 219H51L50 217H48ZM47 218V219H48ZM106 218H108V219H106ZM249 218V217H248ZM253 218V217H252ZM93 221V222H91V220ZM109 219V220H110ZM234 219V218H233ZM237 219V220H236ZM46 220V219H45ZM108 220V224L107 225H109V221ZM114 220V221H115ZM221 220H222V218H221ZM41 221V220H40ZM52 221V220H51ZM50 221V222H51ZM54 221V220H53ZM63 221V220H62ZM65 221V220H64ZM68 221V222H69ZM114 221H111V222H114ZM115 221V222H116ZM231 221H233V220H231ZM39 221H37L36 223H37V225H34V228H40L41 229V224H40V222L38 223ZM110 222V223H111ZM114 222V223H115ZM240 222V221H239ZM63 223V222H62ZM65 223V222H64ZM153 223H155V224H153ZM227 223V222H226ZM229 223V222H228ZM238 223V222H237ZM40 224V226H38ZM54 224V223H53ZM66 224V223H65ZM71 224V223H70ZM77 224V225H76ZM232 224V223H231ZM33 225V224H32ZM62 225H64V224H62ZM79 225V226H78ZM80 225L82 226V227H80ZM152 225H153V230H149L150 228H152ZM154 225H156L157 227H161V228H164V230L166 229L167 231H165V233H163L162 235L164 236V239H165V241H168L169 240V242L168 243H166V242H164V239H162L161 237H158L157 239H156V236H157V234L159 235V232H162L161 230L160 231H156V232H154ZM237 225V224H236ZM236 225H235V227H236ZM263 225V224H262ZM85 226V227H84ZM155 226V228L157 229V227ZM54 227V226H53ZM72 227H74V229L76 230V229H78V227H80V231H77V232H80L79 234H81L82 233V235L80 236V237H78V236H76V238L75 237H73L72 236V234H71V231H74L73 230V228ZM84 227V228H83ZM86 227L88 228V230H90V231H88V230H86ZM107 226H105V228H106ZM240 227V226H239ZM263 227V226H262ZM55 228V227H54ZM84 230L85 229V232H86V234L87 235H83V233H85L82 229ZM91 228H92V230H91ZM110 228V230L109 231H113V229H111ZM161 228H159V229H161ZM209 228V227H208ZM155 229V230H156ZM207 229V228H206ZM205 229V230H206ZM251 229V228H250ZM69 230V231H68ZM71 230V231H70ZM79 230V229H78ZM82 230V231H81ZM96 231V232H94L95 234H94V236H93V231ZM115 230V231H116ZM147 230H148V232L149 231H151V232H149V233H154V235H155V233H157L156 234V236L155 237H153L152 235L153 234H151V236H150V234L149 233H147ZM158 230V229H157ZM163 230V229H162ZM209 230V229H208ZM25 231V230H24ZM23 231V232H24ZM26 231H28V230H26ZM91 231H92V233H91ZM111 231V232H112ZM115 231H113V232H115ZM207 231V230H206ZM22 232V231H21ZM22 232V233H23ZM90 232L92 235H89L88 233ZM108 232V231H107ZM21 233V234H22ZM29 233V232H28ZM38 233H39V231H38ZM52 233V232H51ZM103 233H105V232H103ZM182 233L184 234V236H185V234H189L191 237V240L190 239H188V241H189V244H187V235H186V237H184L183 235H182ZM70 234H71V237L72 238H74V239H71L70 238ZM74 234H76V232L74 233ZM73 234V235H74ZM78 234V235H79ZM97 234H99L98 236H97ZM108 234V233H107ZM110 234V233H109ZM117 234V235H118ZM161 234V233H160ZM28 235L29 234H27V233H23L22 234V236H23V243L26 245V249H29V247H30V245H32L31 243H30V237H28ZM32 235V234H31ZM50 235V234H49ZM110 235H112V234H110ZM162 235H160V236H162ZM189 235H188V238H189ZM21 236V237H22ZM40 236H41V234H40ZM51 236V235H50ZM96 236L98 237V238H96ZM195 236H202V237H200V238H202V240L203 239H205V241L206 242H204V240H203V244H200V246L198 245V243L199 242H196V240L194 239V237ZM21 237H19V238H21ZM32 237V236H31ZM45 237H47V236H45ZM78 237V238H77ZM101 237V238H102ZM107 237V236H106ZM207 237V238H206ZM42 238V237H41ZM52 238V239H53ZM160 238V241H158V239ZM167 238H168V240H167ZM196 238V237H195ZM44 239V238H43ZM46 239V238H45ZM53 239V240H54ZM76 239H80V241H81V243H76L75 242V240ZM99 239V240H98ZM161 239H162V241H161ZM198 239V238H197ZM49 239L47 238V240H42L41 239V242L42 243H44V242H49L48 241ZM110 240V241H109ZM39 241V240H38ZM80 241H78V242H80ZM106 241V242H105ZM198 241V240H197ZM35 242V241H34ZM152 244V245H154V247H156V248H154V249H156V251H159L161 254L162 253H167V254H169V256L167 257V258H165V260L164 259H162V260H164V261H157V262H154V259L152 260V259H149V257H146V255H144V247H146V245H149L150 247H151V245L150 244ZM206 243V244H205ZM35 244V243H34ZM37 244V243H36ZM135 244H137V246L139 247H143L142 248V250H141V252H142V254L140 255H138V254H135V253H138L137 251L136 252H134V250H135V248H137L136 246H135ZM187 244V245H186ZM205 244V245H204ZM24 245V246H25ZM201 245H204V247L202 248L201 247ZM33 246V245H32ZM149 246H147V247H149ZM185 246H187L188 248H186V250L187 249H190V251L191 252H194V254L193 253H191L190 255H188L187 256V254L189 253V250H188V253L186 254L185 252H183L182 250L184 249V247ZM149 247V248H150ZM24 248V247H23ZM25 248H24V250H25ZM153 248V247H152ZM138 249V248H137ZM136 249V250H137ZM148 249V248H147ZM182 249V250H181ZM24 250H22V253H12V255H11V257L10 258H12L13 259V257L15 258V260L14 261H18L20 264H27V263H25V251ZM30 250V249H29ZM28 250V251H29ZM139 250V251H140ZM146 250V249H145ZM185 250V251H186ZM148 251V250H147ZM146 251V253H148ZM151 251V250H150ZM1 252V251H0ZM159 252H158V254H159ZM3 253V252H2ZM196 253V254H195ZM1 254V253H0ZM186 254V255H185ZM6 255V254H5ZM3 256V255H2ZM10 256V255H9ZM148 256V255H147ZM4 257V256H3ZM8 257V256H7ZM166 257V256H165ZM6 258V257H5ZM64 258V259H65ZM11 259V260H12ZM63 260V259H62ZM71 260V261H70ZM65 263H67L66 261H65ZM30 264H39L38 262H36V261H32V263H30ZM46 264H62L61 263V261L60 260H58V259H55V260H49V261H47V263Z\"/></svg>",
  "mask_w": 264,
  "mask_h": 264
}]
</instances>
